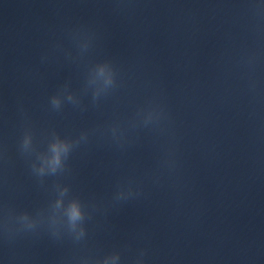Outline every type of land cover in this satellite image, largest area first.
<instances>
[{
	"label": "clouds",
	"instance_id": "9594fccd",
	"mask_svg": "<svg viewBox=\"0 0 264 264\" xmlns=\"http://www.w3.org/2000/svg\"><path fill=\"white\" fill-rule=\"evenodd\" d=\"M52 104L55 107H59V101L53 99ZM54 156L49 161V167L51 168L52 172L54 173L58 168L63 167L64 160L66 159L68 153L70 152V146L63 145L59 148H56L53 150ZM43 173V170H41V174ZM83 216L81 214V211L78 207L73 206L70 211V220L75 223L76 221L82 220Z\"/></svg>",
	"mask_w": 264,
	"mask_h": 264
}]
</instances>
